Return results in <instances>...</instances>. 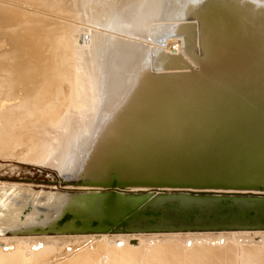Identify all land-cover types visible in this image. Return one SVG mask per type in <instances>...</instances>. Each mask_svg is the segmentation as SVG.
<instances>
[{
  "label": "bare ground",
  "instance_id": "obj_1",
  "mask_svg": "<svg viewBox=\"0 0 264 264\" xmlns=\"http://www.w3.org/2000/svg\"><path fill=\"white\" fill-rule=\"evenodd\" d=\"M74 9L103 32L92 35V68L78 61L83 83L93 72V119L91 106L79 116L42 109L28 94V63L0 56L9 122L0 153L47 145L35 162L64 186L0 183V264L50 261L61 248L76 254L67 264L102 255L192 264L206 244L229 259L232 239L263 256L264 0H74ZM168 41L180 51H166ZM71 94L70 105L83 101L75 85ZM198 236L216 239L192 246Z\"/></svg>",
  "mask_w": 264,
  "mask_h": 264
},
{
  "label": "rangeland",
  "instance_id": "obj_2",
  "mask_svg": "<svg viewBox=\"0 0 264 264\" xmlns=\"http://www.w3.org/2000/svg\"><path fill=\"white\" fill-rule=\"evenodd\" d=\"M101 33L103 34L102 31L90 29V27L80 24L78 14L74 9V0H0V51H3L0 52V56L4 53H10V58H17L19 61L18 64L26 61L28 63L27 71L30 75L28 81L29 96H32L31 98L38 102V105H40L42 109H54L56 107L60 115L63 113H73L79 116L80 108L91 106L93 108L91 118L93 119L96 107V101L94 100L96 95L95 86L94 79L92 78L93 72H90L89 81L83 83L81 80L82 69L78 61L80 56H83L89 63V46L91 44L92 35ZM24 40H27V52L24 55L16 56L17 53L15 51L22 47L21 44ZM14 43H20L18 47L16 45V50L14 49ZM175 44L179 47L176 48L174 52H179L180 45L176 41H168L166 43V51L173 52L171 47ZM11 50H13L15 54H13ZM79 52L81 53L79 54ZM2 57H8L7 59H10L9 54L8 56L6 54ZM89 66L92 68L90 63ZM74 85L75 88L81 89L83 101L81 102L79 96L76 95V100L72 106V104L70 105L72 102L70 96L72 95L71 93ZM65 95L69 102V104L66 103L68 107L61 102L62 96ZM65 106L67 108L64 110ZM9 108L6 112L11 110ZM0 122L3 123L2 125L0 123V128L4 126L8 127L9 125L7 120H0ZM43 124L45 127H52L56 124V120L54 119L49 121V123ZM20 145L21 144L15 142L13 146H11L12 150L8 148V152L3 151L0 153V183L17 184L18 182L11 181L24 179L26 181L22 182V184L31 186V188L37 192H48L51 190L48 188L50 186L64 187L61 185V177H59L55 170L41 167L47 165L39 166V164L35 162L37 157L42 159L44 155H35L36 153L34 154L33 151L37 148H43V146L45 148L47 145L45 146V144L37 142L35 145L36 147L34 146L35 148L32 150H24ZM13 147L16 148L14 149ZM35 156L37 157L34 158ZM229 231H236V229ZM25 236L26 235H20V237ZM201 237L202 236L195 237L196 241H192V246L193 244H197V242L202 243L203 241L205 243H214L213 241L216 239ZM97 242H99V240L94 243ZM248 242L249 243H245V241L237 242L235 239H232V243L236 250L227 260L222 257V244H218L215 247L206 244L207 246L202 247L204 249H200V251H202L200 258L193 261L192 264H264V255L253 257L242 251L243 248L248 247L247 245L253 244L251 241ZM156 245H158V243L154 241L151 246H146L148 248H153ZM69 248H72V246L70 245ZM57 255L61 258L58 257L50 261L43 260L35 264H67V260L72 259L76 254H74V252H68L67 250L64 251L63 248H61L60 252L55 253L56 257ZM158 261L160 262H156L155 264H186L185 262H180V260H178L179 263L175 260V263L173 262L174 260L169 257L160 258ZM95 263L146 264L143 260H134L122 256L120 258H111L107 255H102L95 260ZM11 264L34 263L17 262Z\"/></svg>",
  "mask_w": 264,
  "mask_h": 264
},
{
  "label": "water",
  "instance_id": "obj_3",
  "mask_svg": "<svg viewBox=\"0 0 264 264\" xmlns=\"http://www.w3.org/2000/svg\"><path fill=\"white\" fill-rule=\"evenodd\" d=\"M194 185H199L198 183H195ZM261 188H263V187H261ZM150 231V230H149ZM154 231H157V230H154Z\"/></svg>",
  "mask_w": 264,
  "mask_h": 264
},
{
  "label": "flooded vegetation",
  "instance_id": "obj_4",
  "mask_svg": "<svg viewBox=\"0 0 264 264\" xmlns=\"http://www.w3.org/2000/svg\"><path fill=\"white\" fill-rule=\"evenodd\" d=\"M12 180V179H11Z\"/></svg>",
  "mask_w": 264,
  "mask_h": 264
}]
</instances>
